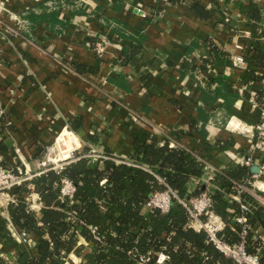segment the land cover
I'll return each mask as SVG.
<instances>
[{
  "label": "crops",
  "instance_id": "1",
  "mask_svg": "<svg viewBox=\"0 0 264 264\" xmlns=\"http://www.w3.org/2000/svg\"><path fill=\"white\" fill-rule=\"evenodd\" d=\"M238 1L250 2L195 0L210 13L203 17L181 0H0V116L6 108L12 121L0 159L34 171L68 127L82 150L117 162L131 163L136 141L169 142L220 172L236 163L258 173L264 154L242 163L251 138L239 125L258 121L253 102L264 98V0H256L260 20H248ZM102 37L108 44L100 54ZM238 55L243 65H234ZM29 202L43 207L36 192ZM2 209L10 218L8 205ZM30 239L12 235L0 254L10 262L24 251L34 257L38 238ZM81 260L71 253L61 264Z\"/></svg>",
  "mask_w": 264,
  "mask_h": 264
},
{
  "label": "trees",
  "instance_id": "2",
  "mask_svg": "<svg viewBox=\"0 0 264 264\" xmlns=\"http://www.w3.org/2000/svg\"><path fill=\"white\" fill-rule=\"evenodd\" d=\"M181 1L188 2L203 17L210 14L195 0ZM235 6L248 20L263 16L256 0L238 1ZM130 159L131 163H123L81 157L60 173L47 171L15 188L12 193L16 199L8 204L10 218L2 214L0 205V242L12 237L11 219L19 230L38 238L37 253L33 257L24 251L15 262L0 254V264H61L71 253L81 256L79 264H161L157 262L160 253L168 256L162 264H235L215 248L205 231L189 226L190 216L178 199L172 200L167 213L145 207L152 193L167 186L183 199L199 195L205 185L200 183L192 190L190 184L204 174L203 162L169 142L155 146L136 141ZM249 173L248 168L232 163L215 176L221 180V188L212 189L213 210L226 224L220 235L231 243L240 242L242 229L235 218L240 214V205L229 195L232 181L240 182ZM63 177L73 182L75 192L72 198L55 205ZM33 192L43 203L39 211L30 206ZM244 199L252 207L249 224L256 228L260 223L264 231V206L249 193ZM81 238L87 244L80 243ZM259 247L260 262L264 264V244L254 241L249 231L248 251L254 253Z\"/></svg>",
  "mask_w": 264,
  "mask_h": 264
},
{
  "label": "built area",
  "instance_id": "3",
  "mask_svg": "<svg viewBox=\"0 0 264 264\" xmlns=\"http://www.w3.org/2000/svg\"><path fill=\"white\" fill-rule=\"evenodd\" d=\"M107 44V39L102 37L95 43V49L102 54ZM233 61L236 66L245 63L243 57L240 55L235 56ZM253 107L258 110V121L255 124L239 125L242 132L246 133L251 138V144L248 148L250 155L242 161V163L248 167L252 166L254 157L258 153L264 154V98L261 101L253 102ZM11 123L12 121L8 117V110L3 108L0 116V142ZM16 151L18 152L19 150L16 149ZM81 157H88L91 159L109 158V156L98 153L95 150H82L80 137L74 130L65 127L58 132L53 142L46 146L45 152L39 160L36 170L23 171L18 166L17 168H11L0 162V205L2 207L7 206L9 203L15 201L16 197L12 193L15 188L22 186L34 177L47 171L53 170L60 173L71 162ZM202 162L204 164V174L201 177V183L205 185V188L199 195L183 199L178 196L176 191L167 186L163 191L152 193L145 207L149 211L167 213L171 208L172 200L176 198L184 206L190 216L189 226L198 231H205L209 241L212 242L215 248L225 256L232 258L235 264H261L259 254L261 248L259 247L254 253L249 252L247 249V234L251 231L253 240L263 245L264 231L259 228H253V226L249 224L248 213L251 212L252 207L245 201L244 194H251L260 205L264 206V163L260 165L258 173H251L240 182H232V191L229 195L240 205V214L235 218L236 221L242 225V229L240 232V242L231 243L220 235L226 224L223 218L213 210V201L211 197L215 175L220 170L207 161L202 160ZM256 181L261 182L262 185L257 186ZM60 191L61 201H65L73 197L75 185L70 179L63 177ZM30 206L32 209L35 208L34 203H31ZM9 230L20 242H31L30 236L24 230L17 231L10 223ZM167 257L166 254L160 253L157 262L162 264ZM144 260L145 259H142V261Z\"/></svg>",
  "mask_w": 264,
  "mask_h": 264
},
{
  "label": "water",
  "instance_id": "4",
  "mask_svg": "<svg viewBox=\"0 0 264 264\" xmlns=\"http://www.w3.org/2000/svg\"><path fill=\"white\" fill-rule=\"evenodd\" d=\"M257 172H258V168L257 169H255Z\"/></svg>",
  "mask_w": 264,
  "mask_h": 264
}]
</instances>
